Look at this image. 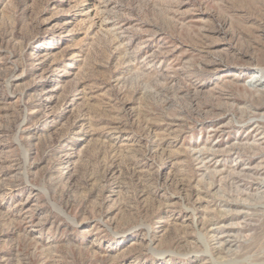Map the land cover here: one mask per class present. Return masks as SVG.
Returning <instances> with one entry per match:
<instances>
[{"label":"rangeland","instance_id":"rangeland-1","mask_svg":"<svg viewBox=\"0 0 264 264\" xmlns=\"http://www.w3.org/2000/svg\"><path fill=\"white\" fill-rule=\"evenodd\" d=\"M264 0H0V264H264Z\"/></svg>","mask_w":264,"mask_h":264},{"label":"bare ground","instance_id":"bare-ground-1","mask_svg":"<svg viewBox=\"0 0 264 264\" xmlns=\"http://www.w3.org/2000/svg\"><path fill=\"white\" fill-rule=\"evenodd\" d=\"M252 85H262L264 86V66L260 65L256 70V73L252 76Z\"/></svg>","mask_w":264,"mask_h":264}]
</instances>
